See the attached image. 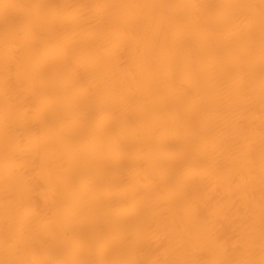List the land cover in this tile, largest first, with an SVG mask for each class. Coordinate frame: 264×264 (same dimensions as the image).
Listing matches in <instances>:
<instances>
[{
  "label": "bare ground",
  "instance_id": "6f19581e",
  "mask_svg": "<svg viewBox=\"0 0 264 264\" xmlns=\"http://www.w3.org/2000/svg\"><path fill=\"white\" fill-rule=\"evenodd\" d=\"M0 264H264V0H0Z\"/></svg>",
  "mask_w": 264,
  "mask_h": 264
}]
</instances>
